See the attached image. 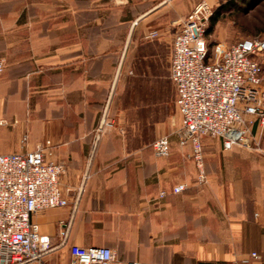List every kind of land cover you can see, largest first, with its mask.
<instances>
[{"label": "crops", "instance_id": "crops-1", "mask_svg": "<svg viewBox=\"0 0 264 264\" xmlns=\"http://www.w3.org/2000/svg\"><path fill=\"white\" fill-rule=\"evenodd\" d=\"M202 1L216 43L256 38L229 15L246 17L260 0H0V154L49 140L66 197L89 173L73 214L33 216L50 241L43 264H72L71 245L110 248L111 264H264V153L203 137L199 185L189 146L170 136L174 114L180 126L171 42ZM102 116L110 125L92 148ZM161 136L171 142L163 159L152 150ZM69 220L61 244L58 224Z\"/></svg>", "mask_w": 264, "mask_h": 264}, {"label": "built area", "instance_id": "built-area-1", "mask_svg": "<svg viewBox=\"0 0 264 264\" xmlns=\"http://www.w3.org/2000/svg\"><path fill=\"white\" fill-rule=\"evenodd\" d=\"M212 14L206 2L197 3L171 42L169 78L176 91L175 107L180 117L177 139L180 146L190 148L188 158L199 185L207 182L203 137L219 139L224 150L244 148L264 153L260 141L264 130V94L257 61L264 53V38L242 39L228 46L216 43L209 53L205 33ZM156 36V32H149L145 38ZM4 67V60L0 59V75ZM108 125L102 116L92 148H96ZM22 142H26V136ZM170 144L168 136L157 138L152 144L154 155L167 158ZM53 149L52 143L45 140L31 151L0 154V264H43L51 250L50 241L40 233L33 216L67 207L73 214L78 208L88 170L80 185L64 196L59 178L65 168L55 161ZM185 188V184H178L172 191L180 193ZM165 195L161 191L159 198ZM58 227L64 244L70 220L59 222ZM70 253L72 264H111L114 260L113 251L106 247L71 245ZM251 258L258 256L252 253ZM242 261L247 263L248 259Z\"/></svg>", "mask_w": 264, "mask_h": 264}, {"label": "rangeland", "instance_id": "rangeland-1", "mask_svg": "<svg viewBox=\"0 0 264 264\" xmlns=\"http://www.w3.org/2000/svg\"><path fill=\"white\" fill-rule=\"evenodd\" d=\"M245 9V12H247L249 15L244 17L242 15H229L231 18L233 17L234 19H230L233 21L232 27L236 32H241L244 33V37H256V38H264V0H260L256 5H252L251 9ZM225 16H223L221 23H225L226 20H223ZM222 29V28H221ZM215 31V30H214ZM217 31V30H216ZM214 33V32H213ZM211 34L210 36H207V42L209 45V53L212 52L213 46L216 43L214 41V35ZM216 33V32H215ZM245 39V38H244ZM242 40V39H241ZM258 62L261 65V77H262V82H261V90H264V53L262 56L258 57ZM263 92V91H262ZM264 94V93H263ZM175 113V111H174ZM174 119H175V124L173 125V130L170 134L172 139L177 138V130L179 128V119L176 114H174ZM259 134V132H258ZM264 135L262 134L260 137L261 141V147L264 148ZM178 140V139H177ZM91 143H94V136L92 137ZM148 148V147H147Z\"/></svg>", "mask_w": 264, "mask_h": 264}, {"label": "trees", "instance_id": "trees-1", "mask_svg": "<svg viewBox=\"0 0 264 264\" xmlns=\"http://www.w3.org/2000/svg\"><path fill=\"white\" fill-rule=\"evenodd\" d=\"M258 3V2H257ZM256 5V4H255ZM210 20V19H209ZM217 20V18L216 17H213L212 19H211V22L210 23H208V26H207V29H206V33H205V35H206V40H207V35L211 32V30H212V28H213V26H214V23H215V21ZM238 41H240V40H237L236 42H238ZM235 43V42H234ZM207 45H208V42H207ZM208 47H209V45H208ZM208 51H209V48H208ZM257 61H258V58H257ZM259 63V62H258ZM260 64V63H259ZM261 66V65H260Z\"/></svg>", "mask_w": 264, "mask_h": 264}]
</instances>
